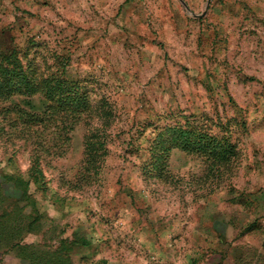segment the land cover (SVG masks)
I'll use <instances>...</instances> for the list:
<instances>
[{
    "label": "rangeland",
    "instance_id": "374dc122",
    "mask_svg": "<svg viewBox=\"0 0 264 264\" xmlns=\"http://www.w3.org/2000/svg\"><path fill=\"white\" fill-rule=\"evenodd\" d=\"M207 1L183 0L200 19L178 0H0V49L28 48L40 75L66 61L90 100L65 155H44L47 190L30 188L40 228L25 243L62 240L73 264H264V0ZM2 116L0 180L26 178L32 135ZM185 124L227 141L231 160L173 149L165 175L144 176L155 129ZM92 131L108 155L88 176Z\"/></svg>",
    "mask_w": 264,
    "mask_h": 264
},
{
    "label": "trees",
    "instance_id": "16d2710c",
    "mask_svg": "<svg viewBox=\"0 0 264 264\" xmlns=\"http://www.w3.org/2000/svg\"><path fill=\"white\" fill-rule=\"evenodd\" d=\"M26 50L22 51L14 42L5 51L0 49V103L11 106L24 97H37L39 101L38 110L32 115L21 112L16 106L0 108L2 122L7 120L13 131L20 123L26 136L32 135L26 178L18 173L0 180V254L12 253L28 264H73L70 248L62 240L55 250L25 243L27 236L39 232L41 221L30 188L34 186L46 192L41 169L44 155L55 158L65 155L70 133L90 110V100L84 86L67 76L66 61H56L52 71L40 75ZM155 131L148 148L150 159L142 168L146 177H162L167 173V160L173 149L205 155L213 162L227 163L232 158V146L227 141L189 124L156 128ZM46 132L52 135L47 142L42 139ZM102 132L92 131L84 141L82 170L88 176L99 175L108 155L106 135ZM83 177L85 179V175ZM9 186L20 193L19 197L6 193Z\"/></svg>",
    "mask_w": 264,
    "mask_h": 264
},
{
    "label": "water",
    "instance_id": "95a60500",
    "mask_svg": "<svg viewBox=\"0 0 264 264\" xmlns=\"http://www.w3.org/2000/svg\"><path fill=\"white\" fill-rule=\"evenodd\" d=\"M178 1H179L180 4L183 6V8L185 9V11H186L187 13L191 14L190 11H189V9L187 8V6L185 5V3L183 2V0H178ZM210 1H211V0H208V1H207V5H206V9H205V11L207 10V7L209 6ZM205 13H206V12H204V13H203L202 15H200V16H195V15H192V14H191V15H192L194 18H200V19H201V18L204 17Z\"/></svg>",
    "mask_w": 264,
    "mask_h": 264
}]
</instances>
